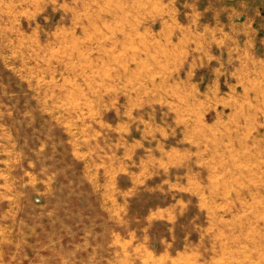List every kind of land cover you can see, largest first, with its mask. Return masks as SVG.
<instances>
[{"label":"rangeland","instance_id":"rangeland-1","mask_svg":"<svg viewBox=\"0 0 264 264\" xmlns=\"http://www.w3.org/2000/svg\"><path fill=\"white\" fill-rule=\"evenodd\" d=\"M163 3L0 0V264H26L27 202L43 183L74 182L72 167L62 176L74 150L82 184L105 181L107 166L89 165L97 157L149 179L140 217L183 212L169 228L172 264H264V143L187 113L185 96H156L148 63L145 79L137 72Z\"/></svg>","mask_w":264,"mask_h":264},{"label":"crops","instance_id":"crops-1","mask_svg":"<svg viewBox=\"0 0 264 264\" xmlns=\"http://www.w3.org/2000/svg\"><path fill=\"white\" fill-rule=\"evenodd\" d=\"M157 15L154 39L138 46L137 63L144 79L146 64L153 67L156 96H185L187 113H214L216 127L239 134L235 141L264 143V0H164ZM145 94L144 87L133 95ZM201 126L209 132L204 120ZM78 152L62 174L72 167L74 182L43 183L27 202L26 264H172L169 228L183 212L166 206L140 217L135 209L147 207L138 197L149 179L141 184V171L124 161L115 172L112 159H92L93 167L107 166L105 181L91 174L97 182L82 184L78 169L87 163ZM113 175L129 180L112 182Z\"/></svg>","mask_w":264,"mask_h":264}]
</instances>
